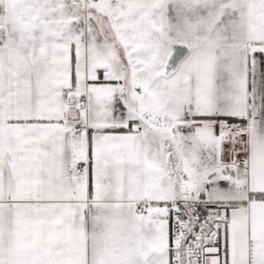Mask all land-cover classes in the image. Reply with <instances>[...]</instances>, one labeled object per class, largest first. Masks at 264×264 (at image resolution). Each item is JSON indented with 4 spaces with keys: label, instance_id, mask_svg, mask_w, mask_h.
<instances>
[{
    "label": "snow or ice",
    "instance_id": "6c2138e0",
    "mask_svg": "<svg viewBox=\"0 0 264 264\" xmlns=\"http://www.w3.org/2000/svg\"><path fill=\"white\" fill-rule=\"evenodd\" d=\"M262 66L264 0H0V264H264Z\"/></svg>",
    "mask_w": 264,
    "mask_h": 264
},
{
    "label": "crops",
    "instance_id": "0c3cea01",
    "mask_svg": "<svg viewBox=\"0 0 264 264\" xmlns=\"http://www.w3.org/2000/svg\"><path fill=\"white\" fill-rule=\"evenodd\" d=\"M257 55H259V54H257ZM262 67H264V66H262Z\"/></svg>",
    "mask_w": 264,
    "mask_h": 264
}]
</instances>
